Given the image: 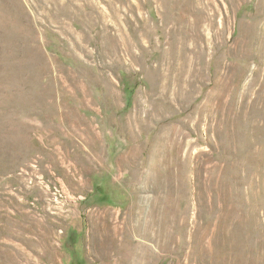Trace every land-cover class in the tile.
<instances>
[{"label":"rangeland","instance_id":"obj_1","mask_svg":"<svg viewBox=\"0 0 264 264\" xmlns=\"http://www.w3.org/2000/svg\"><path fill=\"white\" fill-rule=\"evenodd\" d=\"M264 264V0H0V264Z\"/></svg>","mask_w":264,"mask_h":264},{"label":"bare ground","instance_id":"obj_2","mask_svg":"<svg viewBox=\"0 0 264 264\" xmlns=\"http://www.w3.org/2000/svg\"><path fill=\"white\" fill-rule=\"evenodd\" d=\"M117 264H120V263H117Z\"/></svg>","mask_w":264,"mask_h":264}]
</instances>
